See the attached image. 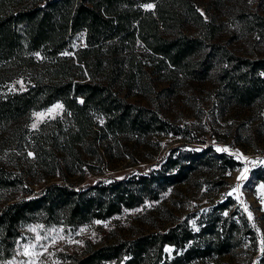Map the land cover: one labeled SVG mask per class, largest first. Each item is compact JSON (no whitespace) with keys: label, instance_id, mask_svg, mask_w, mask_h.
I'll list each match as a JSON object with an SVG mask.
<instances>
[{"label":"trees","instance_id":"obj_1","mask_svg":"<svg viewBox=\"0 0 264 264\" xmlns=\"http://www.w3.org/2000/svg\"><path fill=\"white\" fill-rule=\"evenodd\" d=\"M209 1L220 9L224 2ZM149 2L153 9L143 7ZM232 7L241 28L264 38L260 3ZM219 13L206 16L196 0H0V79L20 72L31 77L26 87L0 93V187L24 191L0 204V256L10 254L32 220L77 226L107 217L156 196V182L182 179L194 161L229 159L203 148L170 155L163 169L128 177L78 185L70 176L81 169L83 152L101 156L124 133L169 128L159 99L188 80L213 79L235 104L264 101V54L240 51L224 38ZM79 31L85 33L83 45L75 43ZM134 89L150 101L130 98ZM58 98L64 113L30 129L29 111ZM41 179L42 187L32 193V183ZM193 235L179 223L108 239L74 256L73 264H140L151 250L160 259L166 243L180 245Z\"/></svg>","mask_w":264,"mask_h":264},{"label":"rangeland","instance_id":"obj_2","mask_svg":"<svg viewBox=\"0 0 264 264\" xmlns=\"http://www.w3.org/2000/svg\"><path fill=\"white\" fill-rule=\"evenodd\" d=\"M196 1L208 17L220 12L218 17L225 20L221 35L231 39L238 50L264 54V38L250 28H241L232 13L237 2L246 8L260 3L264 9V0H224L221 9L214 4L212 7L209 0ZM69 52L62 49L60 53ZM30 78L28 72H20L0 79V93L24 88ZM141 93L134 89L130 98L150 101ZM159 100L161 112L171 124L169 128L142 135L124 133L108 142L101 156L83 152L81 169L70 175L74 182L80 185L99 178L109 180L163 169L170 155L203 148H208L209 155L220 149L229 159L213 155L194 161L182 179L165 185L156 182V196H146L141 203L124 206L107 217L77 226L32 220L22 227L10 254L0 256V264H73L74 256L92 244L179 223L191 228L193 237L180 245L166 243L160 259L151 250L140 264H264V101L232 103L211 78L188 80L175 93ZM57 104L62 107L53 108ZM50 108L51 113L47 111ZM64 110L60 98L33 107L26 124L30 129L38 128L41 122L62 115ZM9 151L12 150L3 155L8 156ZM230 159L236 160L235 164L231 165ZM176 169L177 166L167 172ZM242 175L247 178L238 179ZM43 182L44 179L33 182L32 193L40 190ZM22 194L21 189L0 187V204ZM26 247L29 255H25ZM122 261L113 259L105 264Z\"/></svg>","mask_w":264,"mask_h":264},{"label":"snow or ice","instance_id":"obj_3","mask_svg":"<svg viewBox=\"0 0 264 264\" xmlns=\"http://www.w3.org/2000/svg\"><path fill=\"white\" fill-rule=\"evenodd\" d=\"M143 7H144L145 9H153V8H154V5H153V4H145V5H143ZM36 55H39V53H37ZM64 55H68V53H64ZM81 102H82V101H81ZM60 107H62V105L57 104V105H54V106H53V108H60ZM53 108H50V109H48L47 111H48L49 113H51V112L53 111ZM36 115H38V116H43L44 113H37ZM32 127L35 128L36 125L33 124ZM217 150L219 151L220 149H217ZM225 151H227V149H225ZM29 155H31V153H29ZM245 159H247V158L245 157ZM262 163H264V161H262ZM246 178H247V177H245V176L242 175V176L239 177L238 179H246ZM237 187H239V185H237ZM229 195H231V193H229ZM249 215H250V214H249ZM97 223H99V221H97ZM33 231H34V229H33ZM37 239H39V237H37ZM25 255H29V253H28V251H27V247H26V249H25Z\"/></svg>","mask_w":264,"mask_h":264},{"label":"built area","instance_id":"obj_4","mask_svg":"<svg viewBox=\"0 0 264 264\" xmlns=\"http://www.w3.org/2000/svg\"><path fill=\"white\" fill-rule=\"evenodd\" d=\"M77 45H83L85 43V33L84 31H79L78 32V36L76 38V42Z\"/></svg>","mask_w":264,"mask_h":264}]
</instances>
